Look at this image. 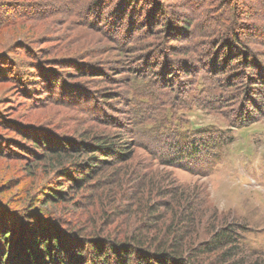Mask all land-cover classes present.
Wrapping results in <instances>:
<instances>
[{
  "label": "rangeland",
  "instance_id": "obj_1",
  "mask_svg": "<svg viewBox=\"0 0 264 264\" xmlns=\"http://www.w3.org/2000/svg\"><path fill=\"white\" fill-rule=\"evenodd\" d=\"M90 2L0 0L1 204L29 210L15 217L46 222L67 240L71 230L122 239L150 215L162 216L166 230L174 220L165 206L182 193L200 216L197 240L229 225L244 248L237 264H264V93L246 88L253 71L236 48L255 52L253 67L264 65V0ZM226 33L230 43L219 38ZM239 103L252 108L251 121L240 123ZM19 125L43 127L54 140L115 136L132 160L109 158L85 190L47 202L48 188L67 184L70 194L72 183L60 164L20 149ZM183 133L210 139L209 152L175 166L155 157H173L169 144ZM210 254L205 263L217 264Z\"/></svg>",
  "mask_w": 264,
  "mask_h": 264
},
{
  "label": "trees",
  "instance_id": "obj_2",
  "mask_svg": "<svg viewBox=\"0 0 264 264\" xmlns=\"http://www.w3.org/2000/svg\"><path fill=\"white\" fill-rule=\"evenodd\" d=\"M113 13L115 14V12ZM89 16L94 15L91 13ZM159 16L162 21V16ZM159 16H157V19ZM155 17L156 14L151 13L149 22L155 21ZM3 19L7 20V16L2 15L0 26L7 25L3 23ZM227 36L219 38H225L229 42L230 36ZM235 39L238 41L237 37ZM228 42L224 46L228 47L227 49L230 52H226V54L229 53L227 57L232 58V49L235 47H231L230 42ZM236 48L244 54V58L239 57L238 60L244 62L243 66L248 69L247 71H253L247 75L249 82L246 85L249 86L246 88L249 92L259 90L263 94L264 79L262 82L260 78L259 84L256 74L264 75V65L258 64L256 68L253 67L250 59L255 52L249 51L248 47L246 50L239 49L237 46ZM216 57L218 56H214L213 59L217 60L216 63L219 66V59ZM220 71L222 72L223 69ZM12 74L16 75L12 78L16 77V80L18 79L17 82L21 89L28 91L18 72L13 70ZM231 86L233 87L232 84ZM243 105L239 103V106L235 107L237 112H234L237 113L236 117L240 119L242 124L251 121V118L255 117L252 108ZM7 124L11 126L13 123L8 121ZM19 126L18 137H22V141L19 143L20 149L30 153L33 155V159L38 161L51 162L55 165L60 164L61 168L64 169V175L68 176L69 182L72 183L70 194L65 191L67 184L60 188H48L50 192L46 194L47 202L67 200L73 193H77L82 189L85 190L102 171V168L99 167L112 160L109 158L132 160L126 145L122 144L121 139L115 136L97 135L94 138L95 142H89L85 139L54 140L51 134L39 133L43 127L35 125ZM177 138L176 142L169 144L171 151L175 152L173 157L162 159L163 157L158 154V151H152L154 155H159H155V157L161 159L160 161L165 165L175 166L181 161L188 159L191 161L199 158L198 156L201 153L209 152L210 139L200 141L191 138L189 133L178 135ZM24 141H28V143L24 144ZM33 147L36 150L30 149ZM108 177L110 176L105 178ZM108 179L111 180V178ZM92 193L89 194L92 195ZM180 195L177 192L172 194L171 201L165 206L166 211H171L170 216L172 221L174 220V222L168 223L166 230H163L164 224H159L162 216L153 220L150 215L147 217L150 220H145L141 228L138 226L131 231H127L122 239L117 236H101L96 233L84 237L79 232L71 230L68 232L71 235L70 240H67L64 237V234H67L66 232L62 233V230L57 227L50 229L46 222L43 225L41 222L40 226L31 227L32 221L29 218L24 217V220H21L15 217V215L19 216L21 214L31 215L29 210L15 211L14 209L11 211L12 209H8L0 202V262L4 264H25L24 262L26 264H204L203 259L211 252V254H215V263L217 264H237L239 259H236L243 255L244 248L238 238L236 229L229 225L220 227L215 225L208 233L205 241L197 240L195 230L200 216L196 213L193 202L190 200L186 202L183 199V194ZM131 196L133 197L132 193ZM156 205L159 206L155 202L147 209H155ZM171 227L174 231L171 230ZM71 238L84 239V243L72 241ZM259 254L263 255L262 253Z\"/></svg>",
  "mask_w": 264,
  "mask_h": 264
},
{
  "label": "clouds",
  "instance_id": "obj_3",
  "mask_svg": "<svg viewBox=\"0 0 264 264\" xmlns=\"http://www.w3.org/2000/svg\"><path fill=\"white\" fill-rule=\"evenodd\" d=\"M220 206H221V205H219V204L217 205V207H220Z\"/></svg>",
  "mask_w": 264,
  "mask_h": 264
}]
</instances>
